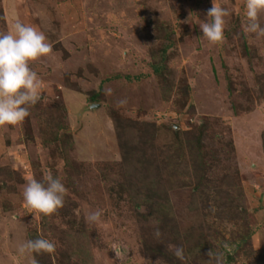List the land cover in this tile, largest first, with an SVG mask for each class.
I'll list each match as a JSON object with an SVG mask.
<instances>
[{
    "label": "rangeland",
    "instance_id": "1",
    "mask_svg": "<svg viewBox=\"0 0 264 264\" xmlns=\"http://www.w3.org/2000/svg\"><path fill=\"white\" fill-rule=\"evenodd\" d=\"M213 3L230 13L218 43L199 25ZM245 3L0 0V32L19 19L53 45L31 62L41 100L23 122L0 126V264H214L211 250L223 264H264V36L244 32ZM49 172L67 194L45 216L23 190ZM96 210L100 220L86 222ZM30 235L55 252L20 255Z\"/></svg>",
    "mask_w": 264,
    "mask_h": 264
},
{
    "label": "clouds",
    "instance_id": "2",
    "mask_svg": "<svg viewBox=\"0 0 264 264\" xmlns=\"http://www.w3.org/2000/svg\"><path fill=\"white\" fill-rule=\"evenodd\" d=\"M245 15L247 23L244 32L264 36V27L259 22V15L264 12V0H246ZM230 15L223 7L213 6L208 9L207 22L200 25L203 36L210 42L218 43L224 39L225 17ZM45 33L36 27L17 19L13 30L0 32V126L16 125L30 115V107L35 106L42 98V82L33 71L31 62L49 55L53 45L47 42ZM106 89L105 94H111ZM121 106L127 104V99L119 101ZM67 188L62 180L49 172L43 180L29 178L23 190L26 204L45 216L55 213L63 207ZM102 216V210L86 214V222L96 223ZM154 235L157 239L161 231L157 227ZM115 256L120 258L126 249L113 247ZM56 250L54 242L47 238L29 239L17 249L20 255L26 253H48ZM174 256L185 260V250L182 246H170ZM208 257L214 264H223V255L209 251ZM33 264H36L33 258Z\"/></svg>",
    "mask_w": 264,
    "mask_h": 264
},
{
    "label": "trees",
    "instance_id": "3",
    "mask_svg": "<svg viewBox=\"0 0 264 264\" xmlns=\"http://www.w3.org/2000/svg\"><path fill=\"white\" fill-rule=\"evenodd\" d=\"M166 37V41H165V44H164V46L161 48V49H159V52H158V55H156V54H153V55H150V57H151V60H152V62L153 63H151L150 64V69H151V72L153 73V74H159L160 73V71L162 70V68L165 66L164 65V61H166V53H167V49H168V41H167V35L165 36ZM90 101H91V103H99L101 100H100V96L98 95V94H94V95H92L91 96V98H90ZM114 119H116V118H114ZM118 119V118H117ZM118 120H121V118L119 117V119ZM58 126V128H59V130L62 128L60 125H57ZM122 126V125H121ZM121 126H118L117 124H116V131H117V134H119L118 132H119V130H120V127ZM124 129V127L122 128V130ZM58 135H59V133L57 132V131H55L54 132V137L57 139V137H58ZM47 144V143H46ZM48 145V144H47ZM66 164H70V162H68V159H66V162H65ZM236 189V188H235ZM148 191H152V190H148ZM153 192V191H152ZM147 193H149L150 194V192H147ZM149 194H147V197H149L148 195ZM149 202H150V200H146L145 202H144V204H149ZM159 204V203H158ZM157 204V202L155 203L154 202V205H156L157 207L156 208H154L153 206H150V204H149V208H154L153 210H154V213L156 212H162V213H167L168 215L170 214V213H168L166 210H167V207H162V206H160V205H158ZM153 205V204H152ZM160 206V207H159ZM160 208V209H159ZM166 211V212H165ZM149 217H151V215H149ZM150 220H152L151 218H150ZM153 220H154V218H153ZM152 220V222H151V224H159V220L158 221H153ZM30 239H35V237H33L32 235H30ZM147 247V246H146ZM148 248H149V252H150V254L151 255H153V254H155V252H159L160 250L159 249H157V250H155L153 247H151V246H148L147 247V250H148ZM80 250V249H79ZM82 250L83 251H85V248H82ZM260 254V259H259V262L260 263H262V262H264V253L263 252H259ZM165 256V260H167V261H169V259H171L172 258V256L170 255H164Z\"/></svg>",
    "mask_w": 264,
    "mask_h": 264
}]
</instances>
